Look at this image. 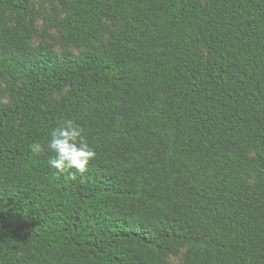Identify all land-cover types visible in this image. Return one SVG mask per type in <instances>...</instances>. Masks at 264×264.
Masks as SVG:
<instances>
[{
    "label": "trees",
    "instance_id": "trees-1",
    "mask_svg": "<svg viewBox=\"0 0 264 264\" xmlns=\"http://www.w3.org/2000/svg\"><path fill=\"white\" fill-rule=\"evenodd\" d=\"M40 1L0 0V264H264V0Z\"/></svg>",
    "mask_w": 264,
    "mask_h": 264
},
{
    "label": "clouds",
    "instance_id": "clouds-1",
    "mask_svg": "<svg viewBox=\"0 0 264 264\" xmlns=\"http://www.w3.org/2000/svg\"><path fill=\"white\" fill-rule=\"evenodd\" d=\"M34 154L51 153L47 163L65 182L76 181L89 171L97 153L89 144L85 128L73 119H64L49 134L46 143L30 145Z\"/></svg>",
    "mask_w": 264,
    "mask_h": 264
},
{
    "label": "rangeland",
    "instance_id": "rangeland-1",
    "mask_svg": "<svg viewBox=\"0 0 264 264\" xmlns=\"http://www.w3.org/2000/svg\"><path fill=\"white\" fill-rule=\"evenodd\" d=\"M36 1V8H39L40 7V0H35ZM38 24H39V26L40 27H42L43 26V20L42 19H39V21H38ZM54 31V30H53ZM174 260H177L176 258H174Z\"/></svg>",
    "mask_w": 264,
    "mask_h": 264
}]
</instances>
